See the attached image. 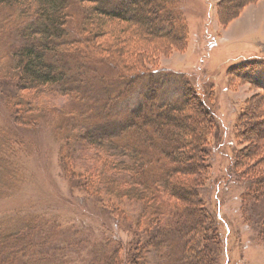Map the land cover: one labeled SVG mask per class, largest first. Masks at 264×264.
Segmentation results:
<instances>
[{"label": "trees", "instance_id": "trees-1", "mask_svg": "<svg viewBox=\"0 0 264 264\" xmlns=\"http://www.w3.org/2000/svg\"><path fill=\"white\" fill-rule=\"evenodd\" d=\"M255 1L238 0L232 18ZM6 9L15 19L19 16L15 37L22 41L12 51L13 73L0 76L6 83L1 90L4 103L16 126L37 124L35 107L44 97L80 99L91 80H106L100 73L105 65L113 79L124 84L120 94L105 99L109 112L114 102L141 89L136 104L119 120L115 137L80 134L87 150L96 149L95 169L78 170L67 151L72 136L59 137L64 134L61 127L50 129L60 143L63 176L115 212L133 232L130 241L116 239L112 250H99L86 264H151L153 250L160 259L156 264H223L221 220L200 191L218 124L211 99L214 84L202 89L182 71L152 68L147 62L145 46L157 51L185 42L187 23L179 0H0V13ZM131 37L144 45L130 44ZM128 51L136 58L130 60ZM229 73L260 89L247 99L236 122L243 147L231 168L244 180L245 212L249 203L264 201V59L244 61ZM13 145H0V169L18 177L21 165L7 155L16 154ZM16 145L24 156L21 143ZM127 202L141 206L134 220ZM261 222L264 237V219Z\"/></svg>", "mask_w": 264, "mask_h": 264}, {"label": "rangeland", "instance_id": "rangeland-1", "mask_svg": "<svg viewBox=\"0 0 264 264\" xmlns=\"http://www.w3.org/2000/svg\"><path fill=\"white\" fill-rule=\"evenodd\" d=\"M237 2L179 0L187 23L185 42H173L157 51L145 46V50L152 68L182 71L202 89L214 84L211 99L218 124L211 137L210 167L201 196L221 220L222 263L264 264V201L249 203L244 212V180L231 168L236 152L243 147L238 143L237 119L247 99L260 89L229 73L244 61L264 59V0L248 3L232 18ZM0 18V76H7L13 73V48L22 43L15 37L19 16L15 19L6 9ZM2 20L11 26L7 28ZM134 42L141 40L129 38L130 44ZM128 53L130 60L136 58ZM100 68L106 80H91L80 99L44 97L46 102L35 107L37 124L28 128L13 122L1 91L6 83L0 81V145L12 141L16 154L7 155L16 157V163L21 165L18 177L0 169V264H86L101 253L99 250H112L116 239L130 241L133 236L115 212L97 198L81 193L63 176L58 158L60 143L50 132L57 126L64 133L59 137L72 136L67 151L68 155L72 153L78 170L97 167L93 158L96 149L87 150L78 139L80 134L115 137L119 120L136 104L141 91L138 87L114 102L116 106L109 112L105 108L107 98L120 94L124 84L113 79L109 66ZM34 101L38 103L33 100L34 105ZM17 143H21L24 156L19 154ZM125 206L129 216L136 219L140 204L127 202ZM150 261L160 262L155 250L150 253Z\"/></svg>", "mask_w": 264, "mask_h": 264}]
</instances>
